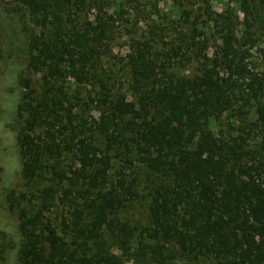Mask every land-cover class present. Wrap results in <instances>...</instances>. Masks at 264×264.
<instances>
[{"label": "trees", "instance_id": "obj_1", "mask_svg": "<svg viewBox=\"0 0 264 264\" xmlns=\"http://www.w3.org/2000/svg\"><path fill=\"white\" fill-rule=\"evenodd\" d=\"M137 2L111 13L105 0H0V44L16 36L12 61L22 56L39 80L30 89L9 62L6 109L22 119L8 140L12 167L29 186L69 159L57 192L44 195L56 218L32 213L26 192L4 186V209L18 223L0 230L9 239L0 264H264V66L238 36L244 25L264 37V0H237L243 23L225 13L205 24L184 10L171 28L150 25L129 42L123 82L104 60L117 23H133L124 5L144 15ZM215 33L222 42L210 56ZM191 65L196 72L184 74ZM139 201L140 231L122 219Z\"/></svg>", "mask_w": 264, "mask_h": 264}, {"label": "rangeland", "instance_id": "obj_2", "mask_svg": "<svg viewBox=\"0 0 264 264\" xmlns=\"http://www.w3.org/2000/svg\"><path fill=\"white\" fill-rule=\"evenodd\" d=\"M11 1V0H10ZM109 6L106 8L111 13H116L118 6L124 3V0H105ZM140 3V7L145 10L143 16H138V10L135 8L136 3H127L125 8L129 10L128 17L133 23L131 25H125L124 23H117L118 28L116 31V36L112 42V52L105 58L104 65L108 69H112L118 72V76L122 78V81L126 80V73L121 71L122 68V59L126 56L129 49V42L133 37H140L141 35L148 33L150 25H157L158 29L163 30V28H171L172 25L176 22L180 23L181 12L188 10L191 12L192 18H200V20L205 24L212 23L213 18H220L221 15L227 13L232 14L236 13L240 16V23L244 21V13L239 9L237 0H138L137 4ZM127 6H130L129 9ZM3 8V5L0 4V11ZM203 27V26H202ZM246 27L244 25L238 26V36L240 38V43L245 48H248L251 52V62L259 70L263 69L264 66V37L260 36V33L254 35H246ZM156 31V30H155ZM173 35V32L170 31L168 34ZM246 35V36H245ZM251 36V37H250ZM209 37V54L210 56L214 55L216 49L221 44L222 40L220 35L215 33V35H208ZM155 39L159 40L158 37ZM22 46L20 41H17L16 36L12 38L7 34L3 39L0 47L3 51L4 59L0 63V168H6L15 176L14 180L11 182L8 180V174L6 171H0V230H3L7 233L15 232L12 228V225L18 223L17 215L8 217L6 210L4 209V199L3 191L4 186L10 183L18 190L26 192L28 199L23 203V206L30 210L32 213H35L38 209H42L47 216H52L56 218L57 208L54 201H48L44 198V195L47 193L55 194L57 192V181L64 179V173L67 172V161L65 164H62V169L58 168L56 173L51 169H44L42 175L36 179L35 182L26 185L18 171L12 165L17 162L16 155L13 150H11V144L8 142L10 138H15L19 129L22 125V119L13 118V115L9 114L6 109V102L11 99V95L14 92L13 84L9 81L12 80V71L9 69V62L13 65L15 64L18 67L20 74H23L26 78L31 80L30 89L38 90V77L34 73H29L25 69L24 59L21 56V59L15 58V61H12L10 55L11 46ZM22 48V47H21ZM184 71V70H183ZM176 72L179 69H176ZM196 72V66L191 65L188 67L184 74H189ZM70 91L73 93L77 89L78 85L70 78H66ZM87 89V88H84ZM90 89V88H89ZM12 112L13 108H12ZM94 115L100 117V111H95ZM11 147V148H10ZM18 160V159H17ZM129 167L128 165H126ZM60 169V170H59ZM7 170V171H8ZM128 170V169H127ZM141 169L139 167L133 166L130 167L128 172H139ZM55 179L50 180L46 179L47 177ZM139 180V189L144 193L146 184H144L143 179L144 175L141 177L138 176ZM122 219L127 221L138 231L146 227V212L145 206L142 201H139L131 205L127 210L122 213ZM60 222L58 223V226ZM60 230L62 228L60 227ZM137 231V232H138ZM9 242L8 238H4L3 235H0V247H4ZM171 264H177L173 261H170ZM125 264H133L132 262L126 261ZM170 264V263H169Z\"/></svg>", "mask_w": 264, "mask_h": 264}]
</instances>
